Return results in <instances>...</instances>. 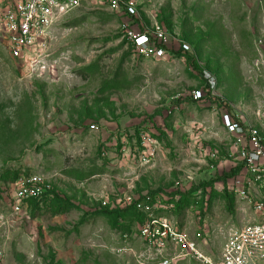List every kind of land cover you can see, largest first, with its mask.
<instances>
[{"label":"rangeland","instance_id":"374dc122","mask_svg":"<svg viewBox=\"0 0 264 264\" xmlns=\"http://www.w3.org/2000/svg\"><path fill=\"white\" fill-rule=\"evenodd\" d=\"M137 9L74 10L34 64L11 54L0 24L7 264H159L165 230L141 231L153 219L159 229L168 218L206 253L222 237L204 245V230L235 221L226 174L252 129L264 137V0H141ZM156 24L172 48L145 60L127 32ZM181 41L190 49L175 50ZM36 173L53 189L11 216L15 180Z\"/></svg>","mask_w":264,"mask_h":264},{"label":"built area","instance_id":"2783aa9c","mask_svg":"<svg viewBox=\"0 0 264 264\" xmlns=\"http://www.w3.org/2000/svg\"><path fill=\"white\" fill-rule=\"evenodd\" d=\"M140 1L0 0V24L7 35L11 54L34 64L47 48L54 28L74 10L89 3H100L113 11L133 16L137 14ZM127 33L145 60L161 61L172 48V36L160 24L152 30H128ZM176 49L189 50L190 46L181 41ZM227 126L234 133H243L241 124L229 116ZM241 155V171L228 178L226 184L227 192L235 198V221L204 230L203 244L209 245L212 235H221L220 248L206 253L189 233L180 231L168 218L160 220L162 226L159 229L154 222L157 220L153 219V223L143 225L141 231L144 236L155 238L165 230V259L159 264H264V137L256 129L251 130ZM52 189L49 177L44 174L21 175L12 188L10 215L21 214L27 201L40 200ZM6 220L4 218L2 222H9V218ZM0 264H7L3 251H0Z\"/></svg>","mask_w":264,"mask_h":264},{"label":"trees","instance_id":"16d2710c","mask_svg":"<svg viewBox=\"0 0 264 264\" xmlns=\"http://www.w3.org/2000/svg\"><path fill=\"white\" fill-rule=\"evenodd\" d=\"M175 50H182V49H176V47L174 48ZM194 66H195V68L196 69H198V70H201V67H200V65L197 63V62H194ZM242 166H243V163L241 162V164L239 165V166H237V167H234V168H231V170H230V172L229 173H227L226 174V176L228 177V178H230V177H232V176H234L235 174H237V173H239L240 171H241V169H242ZM226 177V178H227ZM230 195V194H229ZM44 199V197L42 198V199H40V200H33V201H41V200H43ZM140 199L139 200H137L136 201V203H134V205L135 204H140ZM129 208H131L132 209V212H136L137 213V211H136V208L134 207V206H129V207H127L126 209H129ZM130 209V210H131ZM232 213L234 214V211L232 210Z\"/></svg>","mask_w":264,"mask_h":264}]
</instances>
